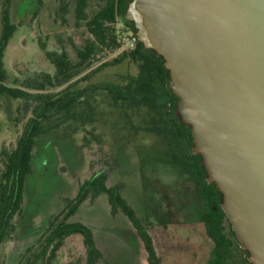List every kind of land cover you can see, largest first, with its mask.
I'll return each instance as SVG.
<instances>
[{"label":"trees","instance_id":"trees-1","mask_svg":"<svg viewBox=\"0 0 264 264\" xmlns=\"http://www.w3.org/2000/svg\"><path fill=\"white\" fill-rule=\"evenodd\" d=\"M131 1H66L63 11L67 13L72 4L76 27L85 26L90 38L83 47L74 45L76 61L65 50L60 53L47 51L46 45L41 43L40 48L55 67V75L43 74L18 87L10 85L11 77L3 61L7 46L17 32L11 15L14 0H0V105L5 106L16 132L15 142L0 148V264H4L1 260L4 243L11 238L16 220L24 216L26 186L35 171L38 144L43 141L54 145L56 142L61 149H66L69 144L57 138L74 142L77 134L87 132L89 125H94L92 133L98 131L101 118L105 116L104 105H108V112L120 116L128 129L135 131L136 116L140 117V122L146 123V132H154L166 147H177L173 149L174 157L182 160L184 169L194 173L200 184L201 202L197 218L204 224L206 234L213 242L210 263L230 264L235 261L234 252L247 254L222 209L221 192L215 184L207 183L203 160L193 153L191 128L178 116L179 99L170 88L169 71L163 58L146 49L140 41L134 49L123 48L122 38L126 36L118 34L117 24L121 22L124 25L126 35L137 34L134 24L124 20ZM35 4L32 2L34 7ZM93 4H99L100 8L90 13ZM103 47L123 52L111 62L87 73L96 62L98 50ZM124 62H128L134 70L122 76L121 83L97 80L82 85L106 67ZM56 88L62 89L52 91ZM92 136L99 141L103 134ZM143 159H138L137 168H141L139 164ZM143 174L140 171L136 181L138 183L140 179L142 192L138 190L139 185L135 190L143 199L139 214L135 211V199L125 195L121 185L108 187V176L95 174L80 186L77 197L67 200L61 213L46 226L40 244L27 249V255L21 256L18 264H53L66 238L78 234L84 240L87 264H101L104 256L97 246L93 230L81 222L71 221V218L88 198L96 199L102 194L107 196L111 216L123 215L136 230V239L135 232L132 233L133 242L135 244L137 240L141 259L144 255L148 264H164L163 256H156L154 252L152 233L158 237L159 232L165 231L171 236V214L148 180L145 182ZM140 217L145 221L144 225ZM161 251L164 252L162 247ZM245 261L251 264L247 259Z\"/></svg>","mask_w":264,"mask_h":264},{"label":"rangeland","instance_id":"rangeland-1","mask_svg":"<svg viewBox=\"0 0 264 264\" xmlns=\"http://www.w3.org/2000/svg\"><path fill=\"white\" fill-rule=\"evenodd\" d=\"M41 1L14 0L11 15L17 32L7 46L3 59L11 77V86L21 87L26 81L43 74L55 75V67L47 60L45 52L40 48L41 43L46 45L47 51L60 53L65 50L76 61L74 45L83 47L90 38L85 26L76 27L73 5L69 6L67 13L63 11V5L70 0ZM32 2L36 3L35 7ZM99 8V4H93L89 12ZM116 29L119 35L127 36L121 22ZM122 52L111 51L109 47L99 49L96 62L87 73L101 64L111 62ZM133 70L128 62L108 66L82 85L97 80L121 83L122 76ZM107 106L104 105L105 116L101 118L98 131L92 133L94 125H89L87 132L77 134L74 142L57 138L66 141L68 148L61 149L56 142L54 145L43 141L38 144L35 171L26 186L25 217L16 220L11 238L4 243L2 262L18 264L20 257L27 255V249L37 247L49 222L61 213L67 200L77 197L80 186L95 174L107 175L108 187L121 185L122 192L135 199V211L139 214L143 199L135 190L139 185L138 190L142 192L140 179L139 184L136 182L139 178L137 174L142 171L145 182L148 180L157 196L164 200L172 220V241L165 231L159 232L158 237L152 233L156 256H163L164 264H211L213 242L207 236L204 224L197 218L201 196L195 174L184 169L182 160L174 157L176 154L173 149L177 147H166L154 132H146V123L140 122V117L136 116L134 131L123 124L120 116L108 112ZM0 108L1 148L15 142L16 132L5 112V106L0 105ZM91 133H102V139L98 141ZM139 158L148 160L140 162L141 168H137ZM142 220L140 217L144 225L145 221ZM71 221L81 222L93 230L105 260L101 264H148L144 255L140 262L137 240L135 244L133 242L132 233L136 230L123 215L111 216L106 195L102 194L96 199L88 198ZM134 234L136 239V232ZM164 253H170V259L175 257L174 260H165ZM53 264H87L83 237L78 234L66 238ZM235 264L243 263L238 261Z\"/></svg>","mask_w":264,"mask_h":264},{"label":"water","instance_id":"water-1","mask_svg":"<svg viewBox=\"0 0 264 264\" xmlns=\"http://www.w3.org/2000/svg\"><path fill=\"white\" fill-rule=\"evenodd\" d=\"M177 112L251 264H264V0H132Z\"/></svg>","mask_w":264,"mask_h":264},{"label":"built area","instance_id":"built-area-1","mask_svg":"<svg viewBox=\"0 0 264 264\" xmlns=\"http://www.w3.org/2000/svg\"><path fill=\"white\" fill-rule=\"evenodd\" d=\"M138 41H139L138 34L129 33V35L122 38L123 48L134 49Z\"/></svg>","mask_w":264,"mask_h":264},{"label":"flooded vegetation","instance_id":"flooded-vegetation-1","mask_svg":"<svg viewBox=\"0 0 264 264\" xmlns=\"http://www.w3.org/2000/svg\"><path fill=\"white\" fill-rule=\"evenodd\" d=\"M40 3H42L41 0H38ZM179 116V115H178ZM180 118V117H179ZM181 120V119H180ZM182 122V121H181ZM183 123V122H182ZM186 125V124H185ZM194 155H199V154H194ZM202 166L204 167L203 165V162H202ZM205 168V167H204ZM203 179V178H201ZM206 181H207V175H206ZM208 183V182H207ZM209 184V183H208ZM203 224V223H202ZM241 245V244H240ZM242 247V246H241ZM243 249V248H242ZM233 259H235V261L231 262V264H235V263H238V261H240L241 263L243 264H248L246 263L245 259L248 260V253L247 254H244L242 252H234L233 253ZM249 262V261H248ZM250 263V262H249Z\"/></svg>","mask_w":264,"mask_h":264},{"label":"crops","instance_id":"crops-1","mask_svg":"<svg viewBox=\"0 0 264 264\" xmlns=\"http://www.w3.org/2000/svg\"><path fill=\"white\" fill-rule=\"evenodd\" d=\"M169 237H170L169 240L172 241V239H171V238H173V237H172V234H171V236H169ZM169 254H170V253H164V255H165V260H166V259H168V260H172V259H173V260H174L175 257H171V259H170ZM182 254H184V253H182ZM166 256H167V257H166ZM171 256H172V253H171ZM140 262H141V257H140ZM169 263H170V262H169ZM169 263L166 262V264H169ZM141 264H142V263H141ZM171 264H174V262L171 263Z\"/></svg>","mask_w":264,"mask_h":264}]
</instances>
